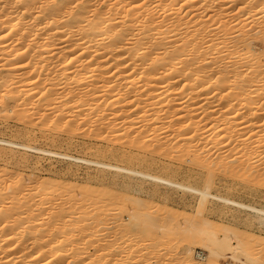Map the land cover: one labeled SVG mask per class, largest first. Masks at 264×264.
Returning <instances> with one entry per match:
<instances>
[{
  "label": "bare ground",
  "instance_id": "bare-ground-1",
  "mask_svg": "<svg viewBox=\"0 0 264 264\" xmlns=\"http://www.w3.org/2000/svg\"><path fill=\"white\" fill-rule=\"evenodd\" d=\"M0 118L28 139L81 136L80 149L128 161L0 137L8 164L29 151L83 161L132 194L163 184L264 225L261 203L211 190L264 187V0H0ZM18 167L0 166V264H264L262 238ZM182 169L196 179L174 178Z\"/></svg>",
  "mask_w": 264,
  "mask_h": 264
},
{
  "label": "rangeland",
  "instance_id": "rangeland-1",
  "mask_svg": "<svg viewBox=\"0 0 264 264\" xmlns=\"http://www.w3.org/2000/svg\"><path fill=\"white\" fill-rule=\"evenodd\" d=\"M256 47L259 48V45H256L255 48ZM19 128H20V124L17 120L14 121V119H12V118H9L7 120L4 118L3 119L0 118V137L10 138V139H13L16 141H21V140L27 141V142H30L32 144L36 143V144H39V145L44 146L46 148H51V149L53 148L54 150H57V151H61V150L67 151L73 155H75V154L76 155H82V156L84 155V157H89V158H93V159L94 158L95 159L96 158H99V159H101V158L105 159L106 158L105 160H109L111 158L110 156H108V153H105V155L108 158L110 157L109 159H107V157L103 154L102 155L104 157L97 152L93 153L95 151L94 148L83 146L80 149L81 145H83L82 142H85V139L81 136H79L77 139H73L74 144H71V145H67L66 143H63V144L61 143L62 144L61 145L60 143H57V142H54L53 144H51L52 142H48V141L46 142V140L41 139V138H36L33 140L28 139L18 132ZM39 132L40 131H38V133ZM82 140H84V141H82ZM80 142H81V144H80ZM86 142L89 144L92 142H96V140L90 139V141L87 140ZM96 143L99 145L101 144V145L100 146H94V147H101L102 145L105 146V144H106V143L100 142V141H97ZM56 146H57V148H56ZM104 146H102V147H104ZM96 153L99 155H96ZM20 155L21 156L23 155L22 158ZM24 155L25 154H23V153L19 154L20 159H23V160H21L22 163L19 161L20 164H18V162L16 163L15 160L12 161L11 159H10L11 162L8 164V162H7L8 160L6 159L7 161H5V159H4L5 156H2V157L0 156V163H1L0 166L4 165L5 162L7 163V165H9V167L11 169L17 168V165H18L19 166L18 168L21 171H23V173H25V174H28L29 172L30 173L33 172L34 174L38 175L40 178L45 179L46 177L47 178L49 177L52 180L56 179V181L64 183V184H66V186L67 185H69V186L75 185V187L79 186L77 188L88 187V188L96 189L99 191L100 190L110 191V192L116 194L117 196H119V195H123V196L124 195H130V196L133 195L132 197H135V196L139 195L141 199H144L143 202H146V204L153 205L154 207L166 206L167 208H169V210H171L170 212H172V213L174 212V214H176L175 216H177L176 220L178 222H182L183 220H185L187 218L188 219L190 218L191 220L194 219V220L199 221L201 218L204 217L207 220H209V222L212 224V226H214L216 229H218V232H221L220 227H222L223 225L229 226V227L235 229V231L238 234L242 235L243 237L249 235L252 238L255 237V239H257V240L262 238V239H260L262 241V245H258V248L264 247L263 246V243H264V225H260L255 220V218L253 216H251V214H249V212L244 208H240V207L236 208V207H233L230 205H228V206L221 205L220 201H218L216 199L214 200L213 198H211L210 201H208L207 204L205 205V208L201 209L198 207V199H197L195 194H193L189 191L184 192L181 190H177L175 188H170V187L168 188L167 186H165L163 184L161 186L160 185L157 186L155 189V191L158 190L159 193H157L158 191H156V193H154L155 191L154 192H152V191L154 190L155 187L148 182H144L141 185L144 187V189L146 191L145 193L144 192H140V193L134 192L132 194V192L130 190L128 191V188L126 186L122 185L124 181L128 180L126 177H123L121 175H115L114 173H112L108 170L104 171L102 173L99 170H97L95 165H93V164L85 163L83 161L74 162L72 160L62 159V158L57 157V156H50V157L44 156V155L42 156V154L34 153V151L33 152L29 151V153L26 154L27 157ZM23 157L25 158V160ZM35 160L38 161V163H35L36 162ZM111 160H112V162H119V164H123V165L128 164L127 163L128 161H126L124 159L122 160V158H118V157H115L113 159L111 158L109 161H111ZM32 161H33V163H32ZM24 162H25V164H23ZM14 163H15V165L16 164L17 165L15 166ZM143 166H145V165H142L141 167H143ZM152 166H150V169L152 171H157V172L161 171L162 173H166L161 168L155 167L156 165L153 167ZM157 169H159V170H157ZM180 173L184 174L185 173L184 169H182L179 172L178 175L180 177L178 175H177V177H176V175H174V178L181 180L182 176ZM167 174H169V173L167 172ZM185 174L183 175L182 178L183 179L185 178L187 180L184 179L183 181L191 182L193 178L196 179V177H194V176H197V175H193V177L191 179V177L190 178L186 177ZM195 179H193V180H195ZM221 182L222 181H220V183L218 182L219 185L215 184L216 186L215 185L213 186L215 188H213V187L211 188L213 193L218 192V194L229 195V196H232L234 198L236 197V199L241 198L240 200H243L245 202L264 205V200H263L264 199V197H263L264 196V187L263 186L258 187L259 189L256 190V192L258 191L259 193L258 192L256 193L255 191H253L251 194V192L243 193L239 189H238V191H236L237 190L236 186L230 187V186L225 185V187H227V188L222 187L224 185H223V182H222V184H221ZM70 184H73V185H70ZM213 190H215V191H213ZM147 191L149 194L147 193ZM254 192H255V194L253 195ZM152 193H154V195ZM240 194H242V195H240ZM114 207L116 209L118 208V211L121 212V216L126 220L127 219L126 212L123 213L124 207H121L118 204H116ZM199 245L200 244L193 245V254L197 260L205 261L207 250L205 248H203L202 246H199ZM218 261L220 264L221 263L222 264H235L236 263L235 261H232L229 258L228 254L225 256V258L220 257Z\"/></svg>",
  "mask_w": 264,
  "mask_h": 264
}]
</instances>
